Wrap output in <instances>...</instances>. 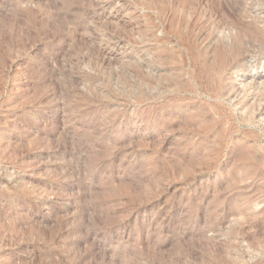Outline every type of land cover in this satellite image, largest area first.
I'll return each instance as SVG.
<instances>
[{
  "label": "rangeland",
  "instance_id": "374dc122",
  "mask_svg": "<svg viewBox=\"0 0 264 264\" xmlns=\"http://www.w3.org/2000/svg\"><path fill=\"white\" fill-rule=\"evenodd\" d=\"M254 27L264 0H0V264H264Z\"/></svg>",
  "mask_w": 264,
  "mask_h": 264
},
{
  "label": "bare ground",
  "instance_id": "6f19581e",
  "mask_svg": "<svg viewBox=\"0 0 264 264\" xmlns=\"http://www.w3.org/2000/svg\"><path fill=\"white\" fill-rule=\"evenodd\" d=\"M248 29L249 30L246 31V33L248 36H250L251 41L258 42L259 46H261L260 48L263 49L264 28L254 27L252 29L250 28ZM212 53H213V62L215 64V68L214 71H211V74H213V76L215 77V81H219L221 80L222 76H224L223 75L224 72L227 71V67L232 64V61L234 62L239 61L244 56L245 48L240 33H238V31L235 33V36H233L232 42L230 43L229 46L223 45L221 43L215 45V48L213 49ZM215 90L216 92H218L217 88H215Z\"/></svg>",
  "mask_w": 264,
  "mask_h": 264
}]
</instances>
